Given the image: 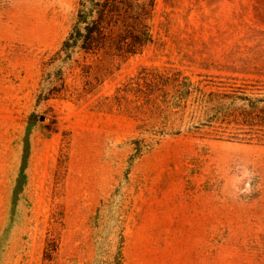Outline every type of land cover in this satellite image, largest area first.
<instances>
[{"label":"rangeland","instance_id":"374dc122","mask_svg":"<svg viewBox=\"0 0 264 264\" xmlns=\"http://www.w3.org/2000/svg\"><path fill=\"white\" fill-rule=\"evenodd\" d=\"M81 1L0 0V264H264V132L157 137L112 102L144 68L264 96V0H156L138 54L43 76Z\"/></svg>","mask_w":264,"mask_h":264},{"label":"trees","instance_id":"16d2710c","mask_svg":"<svg viewBox=\"0 0 264 264\" xmlns=\"http://www.w3.org/2000/svg\"><path fill=\"white\" fill-rule=\"evenodd\" d=\"M156 6V0H82L74 32L44 64L43 76L49 77L47 70L54 64L71 61L75 48L84 54L104 51L121 58L138 54L154 41L148 21ZM59 71L60 82L51 85L49 96L65 88L64 74ZM112 102L141 116L139 127L157 137L206 134L223 140L228 126L233 131L229 140L264 132V96L249 95L238 87L226 91L194 82L180 71L144 68L116 89ZM53 247L45 249V260L52 259L57 250Z\"/></svg>","mask_w":264,"mask_h":264}]
</instances>
